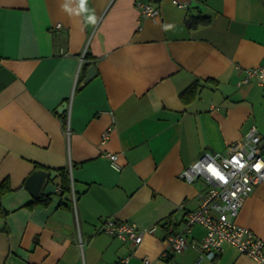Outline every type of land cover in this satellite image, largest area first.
<instances>
[{"label": "crops", "instance_id": "1", "mask_svg": "<svg viewBox=\"0 0 264 264\" xmlns=\"http://www.w3.org/2000/svg\"><path fill=\"white\" fill-rule=\"evenodd\" d=\"M178 1L0 0V184L12 187L0 264H258L228 242L200 260L202 224L162 256L206 189L182 170L264 131V87L241 83L243 68L264 64V0ZM85 62L97 73L83 84ZM37 169L55 174L39 198L26 186ZM109 218L157 227L123 241L103 232ZM236 221L264 240V181Z\"/></svg>", "mask_w": 264, "mask_h": 264}, {"label": "built area", "instance_id": "2", "mask_svg": "<svg viewBox=\"0 0 264 264\" xmlns=\"http://www.w3.org/2000/svg\"><path fill=\"white\" fill-rule=\"evenodd\" d=\"M174 2L184 6L178 0ZM138 6L144 16L156 18L160 14L159 7L151 3L139 2ZM57 27H62V24L59 23ZM243 72L241 83L254 80L264 87V64L243 68ZM109 135L110 129L104 133L103 142ZM263 140L264 133L252 126L238 149L227 153L205 152L182 170L181 177L184 180L195 182L202 179L206 189L200 195L198 208L186 213L184 228L176 231L173 226L170 227L167 235L169 247L163 252V257L167 258L172 252L187 248L189 242L186 234L192 231L195 224H202L206 234L200 245H197L200 260L215 259L222 251L223 244L228 242L241 253L252 256L258 264H264V240L252 229L236 221L246 198L264 181ZM107 155L115 167H120L118 154L108 152ZM156 227L142 228L134 222L109 218L105 220L102 230L123 241L139 243L145 233L154 231ZM124 262L127 263L128 258ZM143 264L153 262L145 257Z\"/></svg>", "mask_w": 264, "mask_h": 264}, {"label": "water", "instance_id": "3", "mask_svg": "<svg viewBox=\"0 0 264 264\" xmlns=\"http://www.w3.org/2000/svg\"><path fill=\"white\" fill-rule=\"evenodd\" d=\"M96 73V67L94 65H91L88 68V72L83 80V84L90 81L96 75ZM67 108L68 102H65L59 111L64 112L67 110ZM262 147L264 148V140L262 142ZM53 178H55V174L52 170L37 169L27 178L26 186L36 198H39L43 194L44 187L47 184V181Z\"/></svg>", "mask_w": 264, "mask_h": 264}, {"label": "trees", "instance_id": "4", "mask_svg": "<svg viewBox=\"0 0 264 264\" xmlns=\"http://www.w3.org/2000/svg\"><path fill=\"white\" fill-rule=\"evenodd\" d=\"M203 19H202L203 21H206L207 20L205 18H203ZM90 66H91V63L90 62H85L83 64V66H82L83 72H86ZM195 88H197V86L193 87L192 90H194ZM184 94L185 93H182L183 96H184ZM59 170H60L61 174L63 175V177H66L65 174L68 172V169L60 168ZM63 187L65 189L71 190L70 183L67 182L66 180H64V182H63ZM11 189H12V187H11L10 181L8 179H5L0 184V214L1 215H4V214H7L8 213L6 210H4V207L2 206L1 197H2V195L4 193H6L7 191H10ZM40 201L47 203L48 202V199H47V197H46V199H42L41 198Z\"/></svg>", "mask_w": 264, "mask_h": 264}, {"label": "clouds", "instance_id": "5", "mask_svg": "<svg viewBox=\"0 0 264 264\" xmlns=\"http://www.w3.org/2000/svg\"><path fill=\"white\" fill-rule=\"evenodd\" d=\"M86 4V0H81V6L83 8V6ZM87 11V9H85ZM87 20L89 23L95 24L96 23V17L95 15H89L87 17Z\"/></svg>", "mask_w": 264, "mask_h": 264}, {"label": "rangeland", "instance_id": "6", "mask_svg": "<svg viewBox=\"0 0 264 264\" xmlns=\"http://www.w3.org/2000/svg\"><path fill=\"white\" fill-rule=\"evenodd\" d=\"M263 133H264V131H263Z\"/></svg>", "mask_w": 264, "mask_h": 264}]
</instances>
